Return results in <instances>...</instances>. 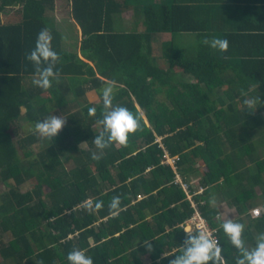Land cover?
I'll list each match as a JSON object with an SVG mask.
<instances>
[{"label": "trees", "instance_id": "16d2710c", "mask_svg": "<svg viewBox=\"0 0 264 264\" xmlns=\"http://www.w3.org/2000/svg\"><path fill=\"white\" fill-rule=\"evenodd\" d=\"M64 1L80 41L75 35L68 43L55 26V0H0V13L20 5L21 16L0 21V264H68L73 248L85 249L93 264H169L186 236L180 225L194 212L173 181L176 173L185 180L193 171L202 173L205 187L193 198L218 230L224 264H235L238 253L208 199L216 194L236 210L246 247L254 233L264 232V209L249 215L256 202L264 204V156L258 150L264 146V59L234 53L232 41L226 51L199 46L195 54L169 41L156 56L155 38L199 32L193 8L149 0ZM130 5L141 22L126 30L119 18ZM45 27L60 55L59 78L48 89L34 84L35 68L26 59ZM113 79V103L141 115L137 103L146 120L125 145L101 153L93 143L102 129L100 90ZM257 85L261 89H253ZM88 90L98 101L80 103ZM243 93L259 97L257 109L243 105ZM70 104L79 106L71 111ZM53 113L66 123L47 141L33 129ZM82 143L87 148L78 150ZM164 150L178 157L175 171L163 163ZM117 195L121 206L111 210ZM89 201L104 204L89 211Z\"/></svg>", "mask_w": 264, "mask_h": 264}, {"label": "clouds", "instance_id": "9594fccd", "mask_svg": "<svg viewBox=\"0 0 264 264\" xmlns=\"http://www.w3.org/2000/svg\"><path fill=\"white\" fill-rule=\"evenodd\" d=\"M53 39L51 30L47 27L43 28L37 34L34 48L26 56L35 68L37 78L33 81L34 84L43 89L52 87L53 81L59 78V72L55 66L60 60V55L53 47ZM202 43L221 52L228 48V40L220 37H205ZM116 85V80H108L100 90L103 108L98 123L102 129L94 136L93 143L101 153L113 144L125 145L129 135L140 130L142 126L143 117L139 113L127 106L113 103ZM243 95V105L247 109H257L259 97L250 96L247 93ZM88 111L90 114H95L97 109L90 107ZM65 123L66 118L53 113L36 121L33 131L42 139L52 141ZM156 141L160 142V139ZM93 158L99 159L100 157L94 153ZM212 203L215 204L214 199ZM103 204V201H89L87 209L96 211L102 208ZM120 206L121 197L119 195L112 197L108 204V207L115 211H118ZM220 227L227 241L238 253L235 264H264V232L259 233L255 245L249 248L245 246L242 238L243 223L227 218L223 220ZM183 232L186 236L180 245L181 251L172 256L169 264H224L223 247L218 238L212 236L207 230L194 232L187 226L183 228ZM149 241L151 240H145L142 244L148 251H151L152 245ZM66 259L68 264H93L92 256L86 254V250L81 248H73L67 253Z\"/></svg>", "mask_w": 264, "mask_h": 264}, {"label": "crops", "instance_id": "0c3cea01", "mask_svg": "<svg viewBox=\"0 0 264 264\" xmlns=\"http://www.w3.org/2000/svg\"><path fill=\"white\" fill-rule=\"evenodd\" d=\"M148 0H139L142 4H145ZM152 3H164L167 5L183 6L187 8H193L194 14H192V23L198 24L199 32L196 33H184L177 34L172 40L170 34H163L153 41L155 48L154 54L156 56L161 55V50L164 42L174 41L175 44L188 52L195 54L199 46H207L202 43L205 37H220L227 39L232 46V51L236 54L254 55L257 59H264V0H149ZM65 3V1H63ZM129 10H126L121 14L119 20L126 30H130L133 24L138 20L132 13V6H129ZM56 9V8H55ZM68 13V11H67ZM69 20L74 29V36L81 40V30L79 26L74 22L70 14H68ZM188 19V18H187ZM140 20V19H139ZM138 20V22H139ZM191 20V19H189ZM141 22V21H140ZM139 22V23H140ZM202 26H204L202 28ZM163 37V38H162ZM180 43V44H179ZM79 44V42H78ZM160 48V49H159ZM159 49V50H158ZM217 52V50L211 49ZM80 56V55H79ZM81 57V56H80ZM260 57V58H259ZM82 58V57H81ZM235 61V60H233ZM91 64V63H90ZM92 65V64H91ZM251 68V66H249ZM232 72H228L226 75H231ZM258 86V87H257ZM253 87V89H261L259 85ZM92 96H95L94 98ZM69 98H72L71 96ZM160 98V97H159ZM98 95L95 90H88L80 103L88 102L95 103L98 101ZM239 98H236L235 102H238ZM137 109L140 111L142 117L146 120L144 112L140 109L137 103H135ZM264 119V111L261 113ZM160 139V138H159ZM259 152L264 156V146H258ZM196 167L199 168V164L196 163ZM202 173L199 171H193L186 176L185 180L182 176V181L190 185V189L194 196L203 195L205 187L199 184ZM256 193H259L256 188ZM213 199L215 204L212 203ZM208 201L213 207L218 209L217 219L223 222L224 219L231 218L236 221L238 217H231L232 212H236L234 208H229L227 204L221 201V198L216 194L210 195ZM264 209L263 203H257L254 208L249 212L250 216L257 217L261 215ZM252 211L255 215H252ZM237 214V212H236ZM255 240L248 243V247L251 248L256 243L257 235L254 233Z\"/></svg>", "mask_w": 264, "mask_h": 264}, {"label": "rangeland", "instance_id": "374dc122", "mask_svg": "<svg viewBox=\"0 0 264 264\" xmlns=\"http://www.w3.org/2000/svg\"><path fill=\"white\" fill-rule=\"evenodd\" d=\"M64 0H55V11L52 12V16L55 19V26H57L58 30L60 29V31H62L64 34L63 36L68 40V43H70V40L74 39V29L73 26L70 22H68L67 20H69V16H68V9L66 8L65 3L63 2ZM20 5L17 6H13V7H7L6 9H4L1 13H0V21L2 23H6V22H16L20 20ZM72 37V38H71ZM71 38V39H68ZM163 38V37H162ZM175 43V42H174ZM180 44V43H179ZM160 49V48H159ZM158 49V50H159ZM93 98L95 96H92ZM76 106H79L77 104H70L69 108L71 111L77 109ZM24 112V109L22 110ZM98 130V129H96ZM87 145L85 143H82L81 145H78V150L79 149H86ZM32 150L34 153H37V151L39 150V146L38 144H35L32 146ZM78 151H75L74 154H76ZM70 166H72V162L70 161L68 164H66L67 168H70ZM25 187H31L32 185L30 183L24 185ZM23 186V187H24ZM230 215L231 217H238V214H236V212H232L230 211ZM255 215V212L252 211V215ZM250 215V214H249ZM10 239V236L8 234H5L2 238L3 243H7V241ZM2 261V259L0 258V262Z\"/></svg>", "mask_w": 264, "mask_h": 264}, {"label": "built area", "instance_id": "2783aa9c", "mask_svg": "<svg viewBox=\"0 0 264 264\" xmlns=\"http://www.w3.org/2000/svg\"><path fill=\"white\" fill-rule=\"evenodd\" d=\"M163 163L165 164H169L172 169L175 171L176 167H175V163L178 160V157H171L168 155V153L164 150V154H163ZM174 184H178L181 189L184 191V193L186 194V198L187 200L190 202V206L193 209V214L192 216L185 220L180 227L183 229L184 227H190L194 232L197 231H201V230H207L208 232L211 233L212 236L218 238V230L217 228H213L211 227L208 222L202 217L198 205L194 200V193H192L191 189H190V185L184 181L181 180V178L179 177V174L176 173L175 179L173 181ZM203 203V202H201Z\"/></svg>", "mask_w": 264, "mask_h": 264}]
</instances>
